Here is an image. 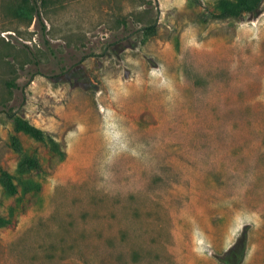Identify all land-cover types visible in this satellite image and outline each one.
<instances>
[{
    "label": "rangeland",
    "instance_id": "374dc122",
    "mask_svg": "<svg viewBox=\"0 0 264 264\" xmlns=\"http://www.w3.org/2000/svg\"><path fill=\"white\" fill-rule=\"evenodd\" d=\"M239 1L0 0V264H219L264 237V0L212 19Z\"/></svg>",
    "mask_w": 264,
    "mask_h": 264
},
{
    "label": "trees",
    "instance_id": "16d2710c",
    "mask_svg": "<svg viewBox=\"0 0 264 264\" xmlns=\"http://www.w3.org/2000/svg\"><path fill=\"white\" fill-rule=\"evenodd\" d=\"M262 0H240L235 5H223L222 9L217 15H212V19L223 20L226 18L239 19L243 14L248 16L249 19H254L259 13V5ZM196 3V1H195ZM197 4V3H196ZM146 36L154 34V27H146ZM12 122L18 130L28 135L29 137L44 142L49 145L56 146L52 138L44 131L32 126L25 119L21 117H13ZM12 146L15 152L19 154L20 160L18 162V170L20 173H30L38 176L41 173L40 166L36 159L29 158L21 153L18 143L12 139ZM2 180L5 183L6 189L10 194L15 192V187L10 181L9 176L3 174ZM33 186V185H32ZM38 185L34 187H26L25 191L37 189ZM247 249V226H243L240 232L234 238L232 244L220 255L216 257L219 264H241Z\"/></svg>",
    "mask_w": 264,
    "mask_h": 264
},
{
    "label": "crops",
    "instance_id": "0c3cea01",
    "mask_svg": "<svg viewBox=\"0 0 264 264\" xmlns=\"http://www.w3.org/2000/svg\"><path fill=\"white\" fill-rule=\"evenodd\" d=\"M238 229L233 233L234 236L230 242L223 248V252L232 244L236 237ZM241 264H264V237L254 238L252 234L247 237V249Z\"/></svg>",
    "mask_w": 264,
    "mask_h": 264
}]
</instances>
